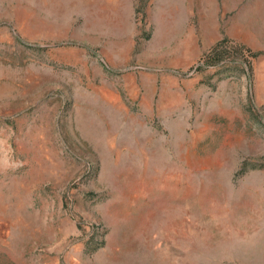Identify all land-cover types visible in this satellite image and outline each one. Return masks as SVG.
Wrapping results in <instances>:
<instances>
[{"label":"rangeland","instance_id":"374dc122","mask_svg":"<svg viewBox=\"0 0 264 264\" xmlns=\"http://www.w3.org/2000/svg\"><path fill=\"white\" fill-rule=\"evenodd\" d=\"M0 264H264V0H0Z\"/></svg>","mask_w":264,"mask_h":264},{"label":"trees","instance_id":"16d2710c","mask_svg":"<svg viewBox=\"0 0 264 264\" xmlns=\"http://www.w3.org/2000/svg\"><path fill=\"white\" fill-rule=\"evenodd\" d=\"M216 49V48H215ZM217 50H213L212 52H210L208 55H207V62L209 63L212 59H214L213 57L215 56V53H216Z\"/></svg>","mask_w":264,"mask_h":264}]
</instances>
